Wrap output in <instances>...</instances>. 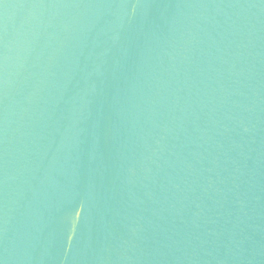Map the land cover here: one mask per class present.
<instances>
[{"label": "water", "instance_id": "1", "mask_svg": "<svg viewBox=\"0 0 264 264\" xmlns=\"http://www.w3.org/2000/svg\"><path fill=\"white\" fill-rule=\"evenodd\" d=\"M0 264H264V0H0Z\"/></svg>", "mask_w": 264, "mask_h": 264}]
</instances>
